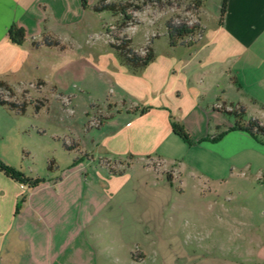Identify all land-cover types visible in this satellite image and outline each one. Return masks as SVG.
<instances>
[{
    "label": "crops",
    "instance_id": "obj_1",
    "mask_svg": "<svg viewBox=\"0 0 264 264\" xmlns=\"http://www.w3.org/2000/svg\"><path fill=\"white\" fill-rule=\"evenodd\" d=\"M98 1L10 0L4 5L0 80L13 90V95H4V99L45 104L41 93L47 83L44 66L55 69L51 57L73 50L70 41L77 30L87 28L95 14L103 13L91 9ZM198 1L203 36L193 47L170 46L157 52L153 42L155 58L138 73L130 72L110 51L84 59L98 73L97 81L110 85L105 103L109 114L98 109L94 117L111 118L94 125L95 131L89 124L84 143L69 145L80 154L65 170L47 174L35 186L18 182L0 170V264H112L109 250L117 241L110 243L107 234L123 232L126 223L132 225L128 226L130 231L147 234L139 237L131 259L121 255L119 263L143 264L146 251L165 250L166 240L150 228L151 222H156L154 215H145L151 229L146 232L147 223H141L135 218L136 211L125 207L122 177L139 160L149 171L161 170L171 150L182 146V140L172 133L170 116L184 126L192 141L211 153L213 166L221 168L230 159L244 158V154L251 156L243 162L245 168L257 165L253 178L261 190L253 196L261 207L260 222H254L250 209L244 210L249 216L247 232L239 237L233 234V240L219 244L228 250L227 256L200 259L197 264H264V139L233 129L234 120L221 110V105L230 108L240 104L248 119L264 123V0H227L221 25L222 0ZM209 5L214 8L211 28L203 19ZM12 24L25 30L26 40L21 45L8 40ZM43 35L57 39L60 46L44 45ZM33 41L38 45H32ZM141 106L149 110L142 115L134 112L133 108ZM111 111H116L115 115ZM219 131L223 134L218 140H204ZM130 154V165L117 173L122 169L120 161ZM164 171L166 177H174V169Z\"/></svg>",
    "mask_w": 264,
    "mask_h": 264
},
{
    "label": "rangeland",
    "instance_id": "obj_2",
    "mask_svg": "<svg viewBox=\"0 0 264 264\" xmlns=\"http://www.w3.org/2000/svg\"><path fill=\"white\" fill-rule=\"evenodd\" d=\"M171 2V5L163 7L156 3L144 4L133 12V20L121 29L118 27L119 18L113 19L107 11L95 14L96 18L87 28L78 29L77 36L70 41L73 50L62 53L59 58L51 57V63L55 60V69L51 67L54 71L47 66L43 68L47 83L41 93L46 102L39 111L35 110L34 104H29L22 114L0 106V161L27 176L41 178L65 170L80 154L78 149L69 145L84 143L87 139L85 129H89V124L92 131L96 130L97 118L94 116L98 109L109 114L105 103L110 96V85L100 84L98 73L84 59L91 60L101 51L113 54L107 43L112 39L111 34L133 37V45L142 52L152 35H156L153 38L154 49L157 52L167 50L170 46L164 33L165 21L169 18L196 21L192 3L188 0ZM206 12L204 23L211 28L214 8L209 5ZM106 21L109 34L102 28ZM0 93L3 98L7 95L1 88ZM225 115L234 120L233 115ZM110 118L107 116L104 121ZM181 145L179 149L171 150L162 171H149L139 160L122 177L125 207L135 210L138 215L135 218H139L141 223H147V213L153 214L156 222H151L150 228L168 244L163 251H146L143 264H164V258L166 264H197L200 259L227 256L228 250L219 244L233 240V234L239 237L240 233L247 232L245 221L249 216L244 210L250 209L254 222H260L261 207L253 196L261 190L253 178L257 165L252 164L249 168L243 165L245 160L251 159L250 155L230 159L217 168L205 147L195 141L192 144L182 141ZM50 159L54 160L52 171L48 170ZM168 169L175 170L171 184L164 171ZM217 193L222 196H217ZM246 194L249 200L245 199ZM146 225L144 229L150 232L148 223ZM128 226L132 228L126 223L123 232L107 234L110 243L117 241L109 250L112 264H121L118 257L131 259V254L138 249L139 237L147 234L130 231Z\"/></svg>",
    "mask_w": 264,
    "mask_h": 264
},
{
    "label": "trees",
    "instance_id": "obj_3",
    "mask_svg": "<svg viewBox=\"0 0 264 264\" xmlns=\"http://www.w3.org/2000/svg\"><path fill=\"white\" fill-rule=\"evenodd\" d=\"M189 3H192L193 9H195L196 21H190L189 19H175L169 18L165 21V34L168 38V44L171 47H175L178 45L193 47L203 36V28L199 24V8L200 3L198 0H188ZM153 4L156 3L158 6H166L171 5V0H131V1H123V2H115L108 0H99L91 9L94 12H104L107 11L113 16H118L119 22L118 27L124 28L127 26L129 22H131L134 18L133 12L140 10L144 4ZM227 0H222L219 14V24L221 25L224 19V14L226 11ZM107 34L109 29L104 25L103 27ZM153 37L150 39L149 43L146 45L145 50L140 51L133 45L132 39L129 36L119 35V34H111L112 39L108 40V45L114 51L118 61L126 66L128 70L132 73H138L142 71L151 61L155 58V52L153 49V38L156 35H152ZM8 40L17 45H21L26 40L25 30L16 25L12 24L7 31ZM41 42L46 46H60V43L57 39L52 38L49 35H43ZM32 45H38L37 42L33 41ZM0 88L7 91L8 96L13 95L12 88L3 80H0ZM34 104L35 110L39 111V109L44 105L41 101H25L22 100L20 102H15L11 100L4 99L2 97V93H0V105L5 106L10 111H15L16 113H25L28 105ZM134 112L138 111L139 114H144L149 110L148 106H141L138 108H133ZM221 110L225 114L234 116V124L233 129H239L248 132L255 138L264 139V123H261L257 119H246L245 118V109L243 105H233L230 108H227L225 105H221ZM110 115H105L97 118L96 126H100L102 120L105 117ZM170 125L172 129V133L180 138L187 144H192L191 136L186 131L184 126L177 121L173 116H170ZM217 130V129H216ZM223 131H219L217 133H213L208 136L204 140L215 141L221 137ZM67 146V145H66ZM68 147V146H67ZM133 155L128 156L127 161H120L123 165L122 169L117 171V173H122V171L127 168L132 159ZM77 159L74 160V162ZM54 169V160L50 159L48 161V170L52 171ZM0 170L3 171L6 175L10 176L14 180L27 184L28 186H35L42 182L43 178H31L24 174L22 171L12 168L6 164H3L0 161ZM167 180L171 184L173 182V178L170 177V174H167ZM24 201V196L20 198L19 202L16 206V211L21 207L22 202Z\"/></svg>",
    "mask_w": 264,
    "mask_h": 264
},
{
    "label": "snow or ice",
    "instance_id": "obj_4",
    "mask_svg": "<svg viewBox=\"0 0 264 264\" xmlns=\"http://www.w3.org/2000/svg\"><path fill=\"white\" fill-rule=\"evenodd\" d=\"M10 2V0H0V25L3 23L4 18V5Z\"/></svg>",
    "mask_w": 264,
    "mask_h": 264
}]
</instances>
